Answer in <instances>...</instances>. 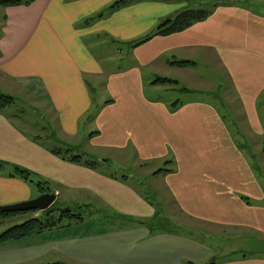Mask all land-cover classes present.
<instances>
[{
	"label": "crops",
	"instance_id": "obj_1",
	"mask_svg": "<svg viewBox=\"0 0 264 264\" xmlns=\"http://www.w3.org/2000/svg\"><path fill=\"white\" fill-rule=\"evenodd\" d=\"M116 1L0 3V95L39 98L65 139L77 135L88 118L94 150L134 157L141 167L161 162L172 169L153 175L161 177L183 216V224L174 223L186 229L157 227L160 215L133 176L125 179L58 156L29 131L19 110L10 113L15 102L0 112V207L46 192L57 199L82 193L89 202L84 205L110 211L92 216L81 232L52 228L0 243V252L11 257L7 264H209L213 254L203 237L264 239V182L217 104L191 99L173 110L147 97L144 76L147 70L157 75L162 66L191 70V64H171L179 61L177 54L210 51L227 70L247 122L262 132L264 15L235 0H214L204 20L133 47L187 4L137 0L111 10ZM14 166L33 173L31 179L12 175ZM4 226L0 220V229ZM214 263L264 264V254L242 253Z\"/></svg>",
	"mask_w": 264,
	"mask_h": 264
},
{
	"label": "rangeland",
	"instance_id": "obj_2",
	"mask_svg": "<svg viewBox=\"0 0 264 264\" xmlns=\"http://www.w3.org/2000/svg\"><path fill=\"white\" fill-rule=\"evenodd\" d=\"M184 1L190 8L206 10H210L215 2L214 0ZM180 2L181 4L183 3L182 5H185L183 1ZM235 2L239 6L250 8L264 15V0H235ZM176 58L179 61L191 60L193 62L190 67L191 70L184 67L166 68L162 66L161 69L157 71V75L154 76L151 75L150 71H145V92L147 97L149 99L166 102L169 106L173 103H181L191 99H201L216 103L224 114L233 135L237 142H239L238 144H240L250 163L253 164L255 170L264 182V110L258 105L261 132L255 129L251 123L247 122L243 108H239L238 106L240 102L237 101L236 93L226 73L227 70L221 65V62L214 53L200 50L194 53L180 52V54H177ZM118 64L121 66L122 62L116 61L115 65L118 66ZM158 77L170 78L176 80L177 83L154 86L152 81ZM185 89H188V91ZM97 95H99L98 92ZM15 98L16 104L10 109L12 112H9L13 113L19 110L21 114L19 116L22 121H26L29 131L36 135H41L46 146L59 148L60 146L68 145L73 148V154H85L89 158L99 160L96 165L102 169H106V171L110 173L117 174V176H133L135 178L134 184L139 187L150 202L154 203L157 214L160 215V217L154 221L156 226L166 229H177L178 226L179 231H185V227L176 224L184 223L182 219L183 216L175 211V207L170 201L168 191L163 188L161 177H156V179H154V172L165 168L164 164L160 162L141 167L135 164L134 157L129 160L130 158L128 157L127 159L126 155H115L109 152L101 153L100 151L94 150L88 135L90 129L88 118H83L81 120V129L77 135L73 138L65 139L64 136L61 135L56 119L50 114L48 109L39 104V98L35 100V97L30 93H20L16 95ZM102 159H107L108 162L103 163L101 161ZM46 187H49V185L44 184V188ZM52 189L54 190V187H52ZM84 195L85 194L82 193H63L62 197L57 199L55 206L61 208L70 207L75 214L81 213L86 218L85 222L75 218L70 222L64 221L61 226L53 228L52 231H64L67 229L69 232H81L86 229L87 223L92 221L90 220L92 216H98L102 212L105 213L110 211L109 209H103L96 203L93 205H84L83 203H89L85 200ZM28 213L29 216L32 217L31 212ZM28 213L13 216L18 217L12 218L13 220H9V218L2 219L5 224L4 228L8 229L10 226H15L16 223L22 224L21 222H25V219L19 218V216ZM6 229H0V234L3 232L2 230ZM203 239L206 244H208L207 246L213 254L206 262H214L216 259H225L242 253L257 252L264 254V239L262 238L218 235L203 237ZM25 254L26 253L17 255L19 259L22 260L25 258ZM10 258L9 255H5V252H0V264H7Z\"/></svg>",
	"mask_w": 264,
	"mask_h": 264
},
{
	"label": "trees",
	"instance_id": "obj_3",
	"mask_svg": "<svg viewBox=\"0 0 264 264\" xmlns=\"http://www.w3.org/2000/svg\"><path fill=\"white\" fill-rule=\"evenodd\" d=\"M33 0H0L1 4H21V3H30ZM137 0H117L110 9H116L120 6L129 4L131 2H134ZM210 14L209 10L206 9H193L190 7H186L184 9H181L177 11L172 17L168 18L163 25L159 26L155 31L149 33L146 37H144L142 40L135 41L131 43V46L136 47L139 46L152 37L156 35H169L176 32H181L191 25H193L195 22L202 21L205 18H207ZM172 65L176 66H186L189 64H193L191 61H176L172 62ZM174 83L176 84V80H172L170 78L166 77H158L154 80L153 84H170ZM188 91V89H185ZM16 102V98L13 96L8 95H0V112L3 111L7 106L11 105L12 103ZM180 102L173 103L171 105L172 109L175 110L176 107L179 105ZM264 148V145H263ZM58 156H61L65 160H69L71 162H76L79 164H85L88 166H95L99 161L97 159L89 158L85 154H73V148L64 145L60 146L59 148H54L53 152ZM168 163V162H167ZM4 163L0 161V167L3 166ZM172 169L168 168H162L155 172V174H159L162 172H171ZM12 175H17L25 180H30L33 173H31L27 169H23L18 166H14V173ZM125 179H128V175H124ZM38 186L43 191H49V188H44V183L39 182ZM39 211H31V213H37ZM28 212H15V213H6L0 210V220L6 219L7 217L14 216L17 214H24ZM57 213V214H56ZM79 219L84 220V216L81 213L75 214V212L69 207V208H61L58 206H51L49 209L45 211H41L38 216L30 217L28 220L23 222L22 224L15 225L6 231H4L0 235V243L6 242V241H16L21 240L24 238H27L31 235L38 234L43 232L47 229H52L55 227L61 226V224L65 222H70L73 219ZM45 264H63V263H45ZM209 264H215L214 262H211Z\"/></svg>",
	"mask_w": 264,
	"mask_h": 264
},
{
	"label": "water",
	"instance_id": "obj_4",
	"mask_svg": "<svg viewBox=\"0 0 264 264\" xmlns=\"http://www.w3.org/2000/svg\"><path fill=\"white\" fill-rule=\"evenodd\" d=\"M55 193H43L42 195L29 201L21 202L14 205L2 206L0 210L6 213L27 212V211H44L49 209L56 201Z\"/></svg>",
	"mask_w": 264,
	"mask_h": 264
}]
</instances>
